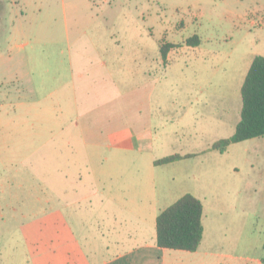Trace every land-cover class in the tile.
Here are the masks:
<instances>
[{
    "label": "rangeland",
    "instance_id": "obj_1",
    "mask_svg": "<svg viewBox=\"0 0 264 264\" xmlns=\"http://www.w3.org/2000/svg\"><path fill=\"white\" fill-rule=\"evenodd\" d=\"M10 1L21 5L19 15L32 21L36 29L26 38L12 41L25 44L23 53L27 55L26 87L21 99L12 102L6 97L10 87L6 83L7 55L3 51L12 46H7L5 36L0 38L3 264H61V258L54 255V211L63 214L65 223L68 215L76 212L61 194L72 191L68 184L71 181L63 180L65 185L54 188V181H60L58 166L53 168L44 162L49 151L45 155L35 149L45 145L50 150L54 145L57 156L60 151L55 149L65 144L60 127H66L70 117H56L54 91H61V77L64 82L78 80L77 50L88 44L89 37H103L106 33L120 39L125 48L133 46L132 36H154L156 67L160 61L155 76L163 80L155 93V101L163 108L161 112L156 110V120L160 119L156 122V147L162 140L163 154H201L185 164L184 177L176 182L204 203L205 238H210L216 223L231 220L244 226L254 221L256 235L264 240V137L233 144L223 154L213 150L214 143L234 135L243 106L240 89L232 82L223 93L217 79L224 72L232 77L238 66L255 56L264 57V0ZM9 27L7 22L4 32ZM194 36L201 40L198 49L187 44ZM162 43L182 46L170 52L166 64L159 52ZM125 63L116 61L117 78H126ZM206 69L210 70V88L203 82ZM42 114L48 119L43 120ZM46 124L54 128V137L34 134ZM63 170L75 176L72 168L65 166ZM98 200L84 206L93 209L87 218L90 225L99 223L95 213ZM222 208L225 212L220 217ZM231 235L228 232L229 238ZM249 236L243 232L242 239Z\"/></svg>",
    "mask_w": 264,
    "mask_h": 264
},
{
    "label": "crops",
    "instance_id": "obj_2",
    "mask_svg": "<svg viewBox=\"0 0 264 264\" xmlns=\"http://www.w3.org/2000/svg\"><path fill=\"white\" fill-rule=\"evenodd\" d=\"M19 12L21 5L0 0V38L5 36L9 40L7 46H12L3 50L7 55L4 63L8 75L6 83L10 87L6 97L11 102L21 99L27 73L25 44L17 45L12 41L26 38L36 29L34 23ZM7 22L10 27L4 32ZM87 41L75 56L78 80L64 82L60 76L61 91H54L57 94L56 117L64 120L70 117L69 124L60 127L66 142L55 152L60 151L61 155H54V145L50 150L45 145L35 149L45 155L49 151L44 162L53 168L58 166L60 181H54V188L65 185L63 180L71 181L68 184L72 191L61 194L67 206L75 207L76 212L68 215L65 223L63 214L54 211L55 257L61 258V264H264V240L256 235L258 229L254 221L250 226L231 220L230 223L219 221L214 227L216 231L212 230L210 238H205L204 203L176 182L184 177L185 164L201 154H163L162 140L156 147V122L160 121L156 120V110L161 112L163 108L155 101V93L163 86V80L155 76L160 61L156 67L154 36H132L130 48H125L120 39L115 40L107 33L103 37H89ZM177 46L172 50L182 48ZM255 57L238 66L232 77L227 72L219 75L217 84L223 93L232 82L241 92ZM116 61L127 63L124 64L126 78L116 77ZM205 71L203 82L210 88V70ZM41 116L43 120L48 119L46 114ZM50 122L53 126V115ZM34 134L52 138L54 128L46 124ZM174 155L183 158L167 164L156 163ZM65 166L73 169L74 177L63 170ZM186 194L201 200L204 207L202 243L194 253L160 249L157 218ZM94 199H99L96 226L87 223L93 209L84 208L86 202ZM224 212L222 208L220 217ZM228 232L233 234L231 238ZM243 232L250 235L246 240L242 239Z\"/></svg>",
    "mask_w": 264,
    "mask_h": 264
},
{
    "label": "trees",
    "instance_id": "obj_3",
    "mask_svg": "<svg viewBox=\"0 0 264 264\" xmlns=\"http://www.w3.org/2000/svg\"><path fill=\"white\" fill-rule=\"evenodd\" d=\"M190 47L201 44L199 37L187 40ZM174 44H161L160 52L164 63ZM241 120L234 135L213 145V149L225 153L233 144L264 137V57L256 56L247 74L242 90ZM187 155L186 157H190ZM183 158L174 155L157 161L167 164ZM204 207L198 198L186 194L176 203L164 210L157 218V245L163 250L196 252L204 237ZM0 264L1 261H0Z\"/></svg>",
    "mask_w": 264,
    "mask_h": 264
}]
</instances>
